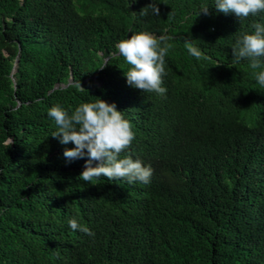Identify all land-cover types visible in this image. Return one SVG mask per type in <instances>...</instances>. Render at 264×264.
I'll return each mask as SVG.
<instances>
[{
  "label": "trees",
  "instance_id": "1",
  "mask_svg": "<svg viewBox=\"0 0 264 264\" xmlns=\"http://www.w3.org/2000/svg\"><path fill=\"white\" fill-rule=\"evenodd\" d=\"M150 2L0 0V264H264V86L231 49L264 14L160 0L140 15ZM138 31L174 38L164 97L126 83L117 45ZM97 97L130 121L149 184L85 182L50 135L52 106Z\"/></svg>",
  "mask_w": 264,
  "mask_h": 264
},
{
  "label": "clouds",
  "instance_id": "2",
  "mask_svg": "<svg viewBox=\"0 0 264 264\" xmlns=\"http://www.w3.org/2000/svg\"><path fill=\"white\" fill-rule=\"evenodd\" d=\"M159 3L160 0H151L140 15L151 14L159 17ZM209 4L214 5L217 12L232 13L240 20L264 14V0H203L198 5L195 16L201 13L208 15ZM173 39V36L167 34L138 31L118 43L117 54L129 66L124 70V75L130 87L144 93L166 96V58ZM187 42L186 51L191 57L197 61H210L202 49L193 45L192 41ZM231 49L232 65L247 61L249 67L256 70L253 72L255 82L264 86V22H255L251 31L239 35ZM104 64L109 63L106 60L98 67ZM210 65L212 64L209 62ZM47 115L56 125L50 135L61 145H68L70 142L74 145L64 149L63 156L66 161L70 163L76 159H85L84 168L79 174L81 180L89 183L94 180L99 182L101 178L109 181L123 180L128 184L151 182L152 167L128 153L135 140V132L130 121L117 109L115 103L97 97L95 101L81 103L71 111L61 105L52 106ZM122 153L126 154L122 157ZM68 226L74 232L95 236L77 218L70 219Z\"/></svg>",
  "mask_w": 264,
  "mask_h": 264
},
{
  "label": "water",
  "instance_id": "3",
  "mask_svg": "<svg viewBox=\"0 0 264 264\" xmlns=\"http://www.w3.org/2000/svg\"><path fill=\"white\" fill-rule=\"evenodd\" d=\"M18 57H19V54H17L15 60H14V65H13V68H12V71L11 72H14L15 71V65L17 64L18 62ZM12 79L14 80V78L12 77Z\"/></svg>",
  "mask_w": 264,
  "mask_h": 264
}]
</instances>
